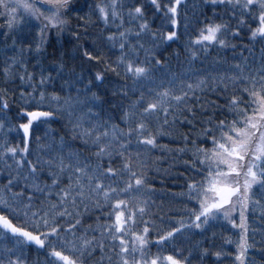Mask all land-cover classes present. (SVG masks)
<instances>
[{"label":"snow or ice","instance_id":"1","mask_svg":"<svg viewBox=\"0 0 264 264\" xmlns=\"http://www.w3.org/2000/svg\"><path fill=\"white\" fill-rule=\"evenodd\" d=\"M0 17V264H264V0Z\"/></svg>","mask_w":264,"mask_h":264},{"label":"trees","instance_id":"2","mask_svg":"<svg viewBox=\"0 0 264 264\" xmlns=\"http://www.w3.org/2000/svg\"><path fill=\"white\" fill-rule=\"evenodd\" d=\"M84 0H73V3L75 6L79 7L81 4H83ZM91 3L97 2V0H89ZM77 23L75 15L72 17V25L75 26ZM4 26V18L0 17V30H2ZM90 31H98V29H90ZM64 44L65 48L71 52L72 46L68 43L69 40H71V35L69 33L64 34ZM183 43V42H182ZM4 45L0 44V49H2ZM229 56H231V53H228ZM114 58V57H113ZM183 59V57H181ZM72 62H69V65L71 66ZM173 64H175V60H173ZM13 108V114L15 112L16 105H12ZM63 127V121L55 123L51 125V128L54 129L57 132H60L61 128ZM163 143H167V140L162 141ZM159 155V153H157ZM159 167L160 172L158 174H154L155 178L153 180V183L156 187V203L160 204L162 201L165 202V209L167 211V204L166 200L168 197L171 196V194H178L183 190V184H184V177L180 176L178 171L176 169L172 170L171 175H167L163 172V169L170 167V163L165 160L159 161ZM163 177V179H161ZM176 208H179V205H176ZM175 222V221H173ZM232 239H236L237 237H231ZM196 239H199L197 237ZM32 260H35V252H32L29 254ZM42 259V258H41ZM258 259V257H257Z\"/></svg>","mask_w":264,"mask_h":264}]
</instances>
